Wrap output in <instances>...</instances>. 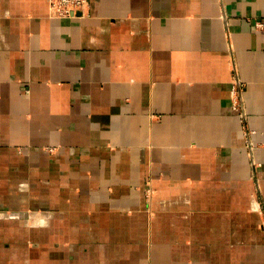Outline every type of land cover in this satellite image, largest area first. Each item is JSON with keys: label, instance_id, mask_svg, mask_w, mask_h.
Returning <instances> with one entry per match:
<instances>
[{"label": "crops", "instance_id": "crops-1", "mask_svg": "<svg viewBox=\"0 0 264 264\" xmlns=\"http://www.w3.org/2000/svg\"><path fill=\"white\" fill-rule=\"evenodd\" d=\"M86 3L0 0V264H264V0Z\"/></svg>", "mask_w": 264, "mask_h": 264}, {"label": "built area", "instance_id": "built-area-1", "mask_svg": "<svg viewBox=\"0 0 264 264\" xmlns=\"http://www.w3.org/2000/svg\"><path fill=\"white\" fill-rule=\"evenodd\" d=\"M86 0H48V15L51 18L55 19H72L77 18L83 15L85 7H86ZM253 27L255 30L264 32V20H254ZM244 84L239 80L237 77L236 70H233V75L230 83V94H231V105L234 107L236 104V100L233 99V96L238 97V104L240 109H242V90ZM239 109V111H240ZM234 110L236 111L235 107ZM243 117V114H242ZM246 135V133H245ZM264 228V226H263Z\"/></svg>", "mask_w": 264, "mask_h": 264}, {"label": "rangeland", "instance_id": "rangeland-1", "mask_svg": "<svg viewBox=\"0 0 264 264\" xmlns=\"http://www.w3.org/2000/svg\"><path fill=\"white\" fill-rule=\"evenodd\" d=\"M244 89V87H243ZM242 93H243V90H242ZM233 99L236 100V104H234V107L236 109V111L234 110V107L231 105V110H233L237 116L239 117L240 119V122H241V125H242V128H243V132L246 133V135L244 136V140H245V146H246V150L248 151L249 153V158H250V167H251V171H252V178L253 180L257 181V170L261 167V164L256 162L254 160V158L252 157V149H253V145L252 143H250V139H251V136H252V133L253 131L251 129L248 128V119H247V114H246V111H245V104H244V101L242 102V109H240L239 107V104L237 102L238 100V97L235 95L233 96ZM240 109V111H239ZM242 114H243V117H242ZM264 205L262 207V211H261V218H260V223H259V228L264 231Z\"/></svg>", "mask_w": 264, "mask_h": 264}]
</instances>
